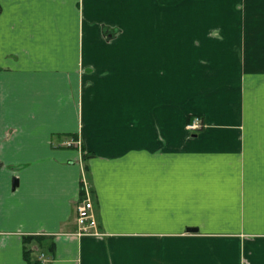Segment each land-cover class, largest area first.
Segmentation results:
<instances>
[{
    "label": "crops",
    "instance_id": "obj_1",
    "mask_svg": "<svg viewBox=\"0 0 264 264\" xmlns=\"http://www.w3.org/2000/svg\"><path fill=\"white\" fill-rule=\"evenodd\" d=\"M25 235L48 264H264V0H0V264Z\"/></svg>",
    "mask_w": 264,
    "mask_h": 264
},
{
    "label": "built area",
    "instance_id": "obj_2",
    "mask_svg": "<svg viewBox=\"0 0 264 264\" xmlns=\"http://www.w3.org/2000/svg\"><path fill=\"white\" fill-rule=\"evenodd\" d=\"M203 122L200 116H192L191 120L186 124V128L190 131H198L202 128ZM65 146H74L80 148V140L72 139L66 140L64 142ZM82 190L80 192L79 199L75 204V222H76V230L74 234L76 235H85V234H94L100 235L102 234L99 231L97 220L95 218L94 210H93V202L91 199V194L89 190L88 183L83 175L81 180ZM38 259L41 264H48L50 258L46 257L43 252L40 253Z\"/></svg>",
    "mask_w": 264,
    "mask_h": 264
},
{
    "label": "trees",
    "instance_id": "obj_3",
    "mask_svg": "<svg viewBox=\"0 0 264 264\" xmlns=\"http://www.w3.org/2000/svg\"><path fill=\"white\" fill-rule=\"evenodd\" d=\"M87 156L88 154L84 152L83 158H86ZM39 239L40 237L36 235H25L23 237V241H24L23 256L28 264H41L39 259L31 258V253L34 251V248L30 245V243L31 242L33 243V241H36L39 243ZM49 248H51V246Z\"/></svg>",
    "mask_w": 264,
    "mask_h": 264
},
{
    "label": "rangeland",
    "instance_id": "obj_4",
    "mask_svg": "<svg viewBox=\"0 0 264 264\" xmlns=\"http://www.w3.org/2000/svg\"><path fill=\"white\" fill-rule=\"evenodd\" d=\"M218 10L217 4H210V12H216Z\"/></svg>",
    "mask_w": 264,
    "mask_h": 264
},
{
    "label": "water",
    "instance_id": "obj_5",
    "mask_svg": "<svg viewBox=\"0 0 264 264\" xmlns=\"http://www.w3.org/2000/svg\"><path fill=\"white\" fill-rule=\"evenodd\" d=\"M189 230H191V231H192V230H195V228H189Z\"/></svg>",
    "mask_w": 264,
    "mask_h": 264
}]
</instances>
